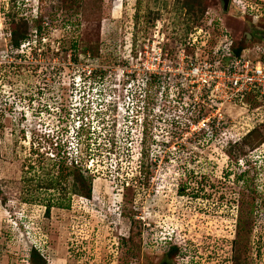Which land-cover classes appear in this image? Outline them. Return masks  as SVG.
<instances>
[{
	"label": "rangeland",
	"instance_id": "obj_1",
	"mask_svg": "<svg viewBox=\"0 0 264 264\" xmlns=\"http://www.w3.org/2000/svg\"><path fill=\"white\" fill-rule=\"evenodd\" d=\"M225 40L264 0H0V264H264V100L177 71Z\"/></svg>",
	"mask_w": 264,
	"mask_h": 264
},
{
	"label": "built area",
	"instance_id": "obj_2",
	"mask_svg": "<svg viewBox=\"0 0 264 264\" xmlns=\"http://www.w3.org/2000/svg\"><path fill=\"white\" fill-rule=\"evenodd\" d=\"M199 32V31H198ZM207 33V32H205ZM207 39V37H205ZM234 42L232 40H225L223 45H219L217 52H212L218 63L226 62L227 69H218L214 71V65H210L207 61L210 58H205V65L198 66L186 55L181 56V61L178 63L181 76L185 81L194 78L195 82L202 86H207L208 91L216 88L218 91L226 94L224 98L235 102H244L250 95L256 96L258 99H264V43L259 44V53H257V60L254 62L248 61L247 54L237 56L233 50ZM221 48L224 52L220 53ZM248 52V51H247ZM220 54V55H219ZM242 58L245 60L243 61ZM222 66V67H225ZM186 67V69H184ZM221 72V73H218ZM200 85V86H201ZM221 85V86H220ZM215 88V89H216ZM214 89V91H215ZM216 118V117H215ZM205 121V120H203ZM205 126H211L210 121L204 122ZM218 121V125H219ZM213 129V128H212Z\"/></svg>",
	"mask_w": 264,
	"mask_h": 264
},
{
	"label": "trees",
	"instance_id": "obj_3",
	"mask_svg": "<svg viewBox=\"0 0 264 264\" xmlns=\"http://www.w3.org/2000/svg\"><path fill=\"white\" fill-rule=\"evenodd\" d=\"M28 24L26 25V26H24V27H18V26H13V28L11 29V43H12V46L14 47V48H16V49H19V48H21V46H22V44L23 43H25V42H27V40H28ZM243 49H245V48H243V47H241V49L238 47L237 48V50H234L235 51V53H236V55L239 57L240 55H241V53H242V51H243ZM73 63H76V61H77V59L75 60L74 59V61L73 60H71ZM63 66V65H62ZM251 135H252V132H250L249 134H247L245 137V139H244V142L245 141H247V140H249V138L251 137ZM243 141V140H242ZM241 143V142H240ZM57 157H60V155L58 154V156ZM60 163V167L62 168V167H64V168H66V166L69 164L68 162H67V160L66 159H61V161L59 162ZM65 163L67 164V165H65ZM70 166H77V165H75V164H69ZM82 180V179H81ZM91 193H92V188L89 186L88 187V196H91ZM50 207L51 206H49V208L48 209H50ZM172 255V259L174 258V257H176V259L178 258V255H179V250L177 249V247L176 246H169V249H168V258L170 259V256ZM36 256H39V254L36 252V251H34L33 253H32V257H31V261L33 262V264H37V262H36V260H35V258H36Z\"/></svg>",
	"mask_w": 264,
	"mask_h": 264
},
{
	"label": "flooded vegetation",
	"instance_id": "obj_4",
	"mask_svg": "<svg viewBox=\"0 0 264 264\" xmlns=\"http://www.w3.org/2000/svg\"><path fill=\"white\" fill-rule=\"evenodd\" d=\"M166 244H168L169 246H176V244H173L172 242V239L171 240H166L165 241ZM169 246L166 248V251H165V254H164V261L161 263V264H179L181 260H184V257L186 258L185 256V253H188L181 250V252H179V255H178V258L176 259V257H174L171 261H169V258L168 257V251L167 249H169ZM193 255L191 256L192 259H197L198 257L195 256L196 253L195 252H191ZM183 255V256H182ZM195 263H198L197 260Z\"/></svg>",
	"mask_w": 264,
	"mask_h": 264
},
{
	"label": "clouds",
	"instance_id": "obj_5",
	"mask_svg": "<svg viewBox=\"0 0 264 264\" xmlns=\"http://www.w3.org/2000/svg\"><path fill=\"white\" fill-rule=\"evenodd\" d=\"M206 15H209V13H206ZM206 15H205V16H206ZM206 23H207V22H206ZM150 77L153 78V77H160V76L157 75V74L153 76V74H152V75H150ZM248 98H254V99H256V101H258V100L260 101V99H258V98H257L256 96H254V95H250V96H248L246 99H248ZM263 100H264V99H263ZM249 133H250V132H249ZM249 133H248V134H249ZM236 143H237V142H235V144H236Z\"/></svg>",
	"mask_w": 264,
	"mask_h": 264
},
{
	"label": "water",
	"instance_id": "obj_6",
	"mask_svg": "<svg viewBox=\"0 0 264 264\" xmlns=\"http://www.w3.org/2000/svg\"><path fill=\"white\" fill-rule=\"evenodd\" d=\"M222 1L224 3V9L227 10L228 6H229V3H230V0H222Z\"/></svg>",
	"mask_w": 264,
	"mask_h": 264
}]
</instances>
